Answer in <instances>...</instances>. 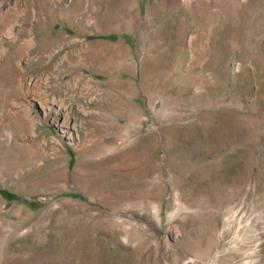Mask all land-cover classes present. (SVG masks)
<instances>
[{
	"label": "rangeland",
	"instance_id": "rangeland-1",
	"mask_svg": "<svg viewBox=\"0 0 264 264\" xmlns=\"http://www.w3.org/2000/svg\"><path fill=\"white\" fill-rule=\"evenodd\" d=\"M0 12L30 15L0 36L22 88L3 75L0 264H264V0ZM50 100L79 134L43 118Z\"/></svg>",
	"mask_w": 264,
	"mask_h": 264
},
{
	"label": "bare ground",
	"instance_id": "bare-ground-1",
	"mask_svg": "<svg viewBox=\"0 0 264 264\" xmlns=\"http://www.w3.org/2000/svg\"><path fill=\"white\" fill-rule=\"evenodd\" d=\"M40 13V12H39ZM34 14V13H33ZM41 15V14H40ZM39 14L35 13L34 16L35 17H40ZM30 15H25L22 18L18 19L17 17L15 18H10L9 16H7L5 13L0 12V36L3 33V26L5 21H9L10 22H17L19 21H23V22H27L29 20ZM15 54H17V56L20 54V50H18L17 48H13V49H9V50H5L3 45H2V41L0 40V112L2 110H4L5 106L8 105L9 101L3 99L4 97L2 96V81H3V75L4 74H9L11 81H15L18 90L20 91V93H22V88L19 86L18 82L20 80L17 79V74L16 71L14 72L13 70L8 71L9 67H10V63H12L15 59ZM27 65V69H29V65L26 63ZM34 65H36V62L32 63V67H34ZM18 72H21V69L17 70ZM23 74L21 75L22 77H24L25 72L22 71ZM2 78V79H1ZM58 78L56 80V83L54 85L59 84V86L61 88H65V86L62 85V83L60 81H58L59 79L62 78V76H58ZM80 78V77H79ZM32 85V82H31ZM30 85V86H31ZM55 88V87H54ZM60 93H64V91L61 89L59 90ZM43 112V118L50 116H55V117H60L62 118V121H53L55 123V126L58 128V131L62 134L63 137H67L69 139H71V136L73 135V133L79 134L80 132V127L75 123V121H72L71 119V112H73L72 109L69 108H64L62 104H57L54 100H50L49 102H47V105H44V107H42ZM75 110V109H74ZM80 112V111H79ZM82 112V111H81ZM13 117V121L14 124L16 125V127L18 128V130H22L24 128H28L29 122H28V118L24 117L23 115L20 114H15L12 116ZM104 127V126H103ZM1 133V131H0ZM18 138L17 134H13V141L15 142ZM4 140L1 139L0 136V169H3V163H1V161H3L4 157H6L5 155H7V153H5V146H4ZM34 145L36 146L37 144L34 143ZM32 153L30 154V157L32 158L33 154H34V158L30 159L28 161H23V165L28 167V171L31 172L32 168L36 167L37 162L35 161L36 158H41L43 157L42 153L40 152V157H38V153H36L35 151H31ZM2 173V172H1ZM10 173V171H9ZM18 173L20 175L26 173V170H20L18 171Z\"/></svg>",
	"mask_w": 264,
	"mask_h": 264
},
{
	"label": "trees",
	"instance_id": "trees-1",
	"mask_svg": "<svg viewBox=\"0 0 264 264\" xmlns=\"http://www.w3.org/2000/svg\"><path fill=\"white\" fill-rule=\"evenodd\" d=\"M1 194H2L3 196H8V195H10V194H8V193H6V192H1Z\"/></svg>",
	"mask_w": 264,
	"mask_h": 264
}]
</instances>
